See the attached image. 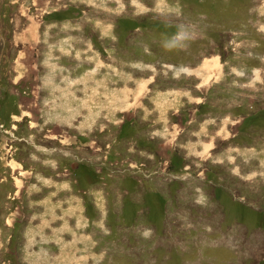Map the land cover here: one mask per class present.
Here are the masks:
<instances>
[{
  "label": "rangeland",
  "instance_id": "1",
  "mask_svg": "<svg viewBox=\"0 0 264 264\" xmlns=\"http://www.w3.org/2000/svg\"><path fill=\"white\" fill-rule=\"evenodd\" d=\"M0 264H264V0H0Z\"/></svg>",
  "mask_w": 264,
  "mask_h": 264
},
{
  "label": "clouds",
  "instance_id": "2",
  "mask_svg": "<svg viewBox=\"0 0 264 264\" xmlns=\"http://www.w3.org/2000/svg\"><path fill=\"white\" fill-rule=\"evenodd\" d=\"M176 14L182 15V10L179 5H176ZM176 32L171 38L164 41L162 47L166 52H182L188 49L195 39V31L187 25L176 24Z\"/></svg>",
  "mask_w": 264,
  "mask_h": 264
}]
</instances>
